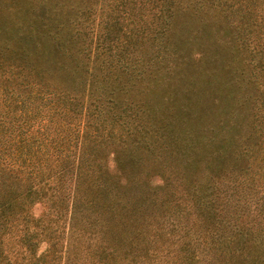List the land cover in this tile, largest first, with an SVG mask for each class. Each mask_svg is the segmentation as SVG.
Instances as JSON below:
<instances>
[{"label":"trees","instance_id":"16d2710c","mask_svg":"<svg viewBox=\"0 0 264 264\" xmlns=\"http://www.w3.org/2000/svg\"><path fill=\"white\" fill-rule=\"evenodd\" d=\"M263 120L264 0H0V264H264Z\"/></svg>","mask_w":264,"mask_h":264},{"label":"rangeland","instance_id":"374dc122","mask_svg":"<svg viewBox=\"0 0 264 264\" xmlns=\"http://www.w3.org/2000/svg\"><path fill=\"white\" fill-rule=\"evenodd\" d=\"M195 62H197V55L195 54ZM264 123V120L262 121ZM153 131L151 130V134ZM156 135H151V144L148 146V150H144L142 148L137 149V151H134V156L139 159L137 162V168L139 170L138 172V179L146 182L147 185V191L149 192L151 198L156 201L158 204L165 200V204L161 206V212L163 213L162 217H159L157 219H153L151 217V223L155 222L157 225H162L163 229H170L173 227V232L170 234L169 237H164L163 245L166 246L167 250L171 254H177V251L180 250V240H177V234H181V224L183 221H180V219H177V217L174 216V212L176 211L177 207H174V212L170 210V206L172 203H167V200L169 198H172L170 193H173V196L176 194H182V192H178L180 183L178 180L183 179V175L180 173V168L169 165L168 161L170 158L167 156V154L163 153V145H159L161 143L160 140H156ZM163 146V147H162ZM125 149V146H123ZM108 164L111 165L110 160H107ZM264 174V173H263ZM147 176L148 179H147ZM181 176H183L181 178ZM147 179V181H146ZM68 185V183H67ZM174 189V190H173ZM41 210L40 205H35L31 208V212L34 215H38ZM154 213L153 209H151V214ZM175 221H177L174 226H171ZM170 222V223H168ZM151 225V224H150ZM194 235L196 232H192ZM151 237L152 232L150 231L147 234V240L150 241V252H151V246L155 244L156 246H159L158 241L156 243H151ZM159 239V238H158ZM45 248V244H40L38 246L37 254L41 252ZM177 250V251H176ZM151 255V253H149ZM169 256H167L168 258ZM151 262V256L148 257ZM162 262V261H160ZM138 264V262H136Z\"/></svg>","mask_w":264,"mask_h":264}]
</instances>
